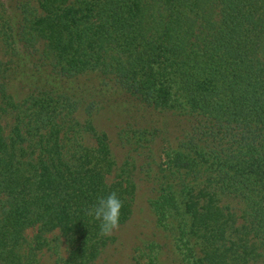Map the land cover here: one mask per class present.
Returning a JSON list of instances; mask_svg holds the SVG:
<instances>
[{"label": "trees", "instance_id": "trees-1", "mask_svg": "<svg viewBox=\"0 0 264 264\" xmlns=\"http://www.w3.org/2000/svg\"><path fill=\"white\" fill-rule=\"evenodd\" d=\"M91 73L189 124L156 172L146 160L170 237L127 262L176 246L184 264H264V0H0V264H97L108 245L85 212L126 186H104L90 144Z\"/></svg>", "mask_w": 264, "mask_h": 264}, {"label": "rangeland", "instance_id": "rangeland-1", "mask_svg": "<svg viewBox=\"0 0 264 264\" xmlns=\"http://www.w3.org/2000/svg\"><path fill=\"white\" fill-rule=\"evenodd\" d=\"M14 2V0H4ZM88 83L94 89L95 97L102 104L100 110L91 115L92 131L89 136L91 146L104 157V186H126L123 197V221L111 236H105L108 245L102 250L97 264H129L127 258L139 240L152 236L168 239L169 231L157 224L156 216L150 206L149 198L153 196V178L149 176L146 160L152 161V171L156 172L160 163L166 160V145L175 146L179 135L186 129L183 118L168 110H156L152 107L141 106L135 100L129 101L125 95L115 91L109 82L101 81V76L91 73L87 76ZM136 104H135V103ZM129 109V110H128ZM88 115H83L82 119ZM133 126L138 133L150 129L154 135L137 141L134 146L122 142V130ZM162 128L167 133H162ZM142 142V145L138 146ZM151 145V149L148 147ZM151 153V154H149ZM110 159V163H107ZM109 170V173H108ZM110 189V187H108ZM227 206L240 207L236 201L226 196H220L218 207L227 211ZM217 207V209H218ZM216 209V210H217ZM215 210V211H216ZM223 223V222H221ZM162 258L163 264H184L176 246L165 247ZM43 264H48V256ZM252 264V262H251Z\"/></svg>", "mask_w": 264, "mask_h": 264}, {"label": "clouds", "instance_id": "clouds-1", "mask_svg": "<svg viewBox=\"0 0 264 264\" xmlns=\"http://www.w3.org/2000/svg\"><path fill=\"white\" fill-rule=\"evenodd\" d=\"M122 207L123 201L117 192L112 191L106 196H99L85 214L98 222L100 235L111 236L120 227Z\"/></svg>", "mask_w": 264, "mask_h": 264}]
</instances>
